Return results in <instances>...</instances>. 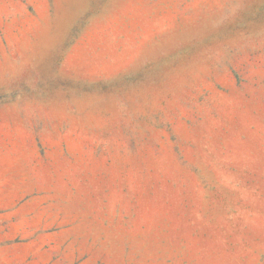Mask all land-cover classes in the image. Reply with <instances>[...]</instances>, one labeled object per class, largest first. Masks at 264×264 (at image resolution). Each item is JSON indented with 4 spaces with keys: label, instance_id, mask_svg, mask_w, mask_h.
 I'll return each instance as SVG.
<instances>
[{
    "label": "rangeland",
    "instance_id": "374dc122",
    "mask_svg": "<svg viewBox=\"0 0 264 264\" xmlns=\"http://www.w3.org/2000/svg\"><path fill=\"white\" fill-rule=\"evenodd\" d=\"M0 264H264V0H0Z\"/></svg>",
    "mask_w": 264,
    "mask_h": 264
}]
</instances>
